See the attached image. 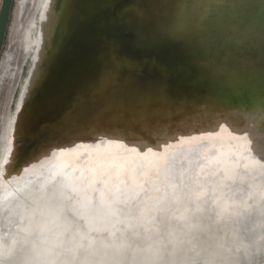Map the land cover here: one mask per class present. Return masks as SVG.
<instances>
[{"label":"bare ground","instance_id":"obj_1","mask_svg":"<svg viewBox=\"0 0 264 264\" xmlns=\"http://www.w3.org/2000/svg\"><path fill=\"white\" fill-rule=\"evenodd\" d=\"M27 1L17 5L11 70L6 74L4 59L0 66V82L6 74L12 90L0 113V221L7 230L6 241H0V264H199L213 259L203 251L209 243L222 245L216 259L227 261L234 258L227 251L232 241L244 235L259 249L264 244V45L259 36L264 0H222V6L210 7L213 20L207 29L229 46L236 45L231 37L237 31L251 34L241 38L250 40L262 58L246 55L240 64L238 59L227 63L235 57L233 46L227 47L220 62L229 74L200 62L210 48L204 42L196 45L193 36L187 43L171 42L175 46L163 38L143 43L142 52L166 48L162 43L174 47L167 60L201 59L198 68L213 74L200 86L203 95L170 97L155 94L158 85L146 87L143 92L153 104L130 100L121 110L122 121L111 120L108 132L119 139L87 144L80 141L71 113L58 123L48 117L67 101L65 92L58 104L52 99L63 92L62 85L74 83L78 91L80 78L88 82L92 77L85 74L96 72L97 64L87 58L95 47L85 33L97 28V16L111 14V0H71L77 11L70 19L69 0H29L23 13ZM241 2L246 7L234 19L235 8L227 6ZM80 13L88 20L85 26L78 21ZM62 29L64 34L68 30L66 36ZM70 41L82 43L81 62L55 59L58 75L41 83L52 49L62 44L63 50ZM123 47L119 50L128 49ZM249 47L242 50L253 51ZM180 85L174 81L167 87L173 91ZM147 121L154 122L149 126ZM63 123L67 126L60 129ZM159 123L163 127L156 132ZM87 132L93 136L95 131ZM37 193L61 202L55 209L59 223L37 222L44 199L14 217L10 203Z\"/></svg>","mask_w":264,"mask_h":264},{"label":"water","instance_id":"obj_2","mask_svg":"<svg viewBox=\"0 0 264 264\" xmlns=\"http://www.w3.org/2000/svg\"><path fill=\"white\" fill-rule=\"evenodd\" d=\"M7 2V7H5V3ZM107 2V0H106ZM222 0H145V3H141V0H122V2H119V0H111V14L106 18L103 19L102 16H97V21L95 25H97L94 30L87 31L85 33V38L89 39V45L95 47V52L92 53V55H88L87 58L89 59L88 63H96L97 64V70L92 75L89 74L88 71L87 74H85L87 77L91 76L92 79L95 77L96 73L106 64L110 63V59L112 55L118 54L121 56H128L136 65L135 69L128 70V69H122L121 71L125 74L126 77L131 78L132 80L138 82L140 85H142L143 90L146 87H150L153 85H158L161 88L156 91L155 94L159 95L160 90L163 89L164 91L168 89V84L175 81V83L179 82L182 83V85L178 86L177 89H174L171 93H168L170 97H176L181 95L183 92H185L186 97H190L193 93H197L196 95H199L201 91L204 89L203 87H200L203 83H206L209 81L213 74L212 69H209L208 71H202L199 69V62L201 59L197 58L196 55H193L190 57L188 62H183L180 60L174 59V61L167 60V55H173L174 47L176 44H172L169 41L172 46H170L167 43H162L166 46L164 47H157L152 48V50L144 51L142 52V44L147 42H141L139 40V34H144L151 36L154 31L162 24H164L166 21H168V18L170 16L172 17L173 14L176 12L177 5L180 4L184 7L185 15L189 18V20L193 23V26L200 23H205V20L210 16V7L209 5L213 6L214 8H218L221 5ZM11 3L12 0H1L0 4V52L3 45L5 32L7 28V23L9 19V13L11 9ZM71 9L73 12L74 10L77 11V9L74 7ZM170 10V12L168 11ZM138 10L142 11L144 14L143 16H138L137 12ZM71 12V15H69V19L74 14ZM78 13V12H77ZM100 15V14H99ZM66 17V16H65ZM69 21V20H68ZM78 21L82 22V26L87 25L88 20H86V17L84 14L80 13ZM91 25L93 23H90ZM89 24V25H90ZM65 28H68V23L65 25ZM67 32L64 34V29L61 30V34L67 35ZM196 33V32H194ZM197 35H193L195 38L196 45L205 43L206 48H210L207 50V55L203 59V61H200L202 63H205L206 65H212V66H221V60L222 57L226 53L227 47L233 46L231 49L232 52H237L240 49H242L244 46L249 47L252 43L250 40H247L246 43L243 42V39L239 38L234 40L236 45H222V40H219L218 37H212V32L205 31V34L196 33ZM131 35V36H130ZM205 36V38H204ZM136 37V38H135ZM213 39V40H212ZM203 40V41H202ZM149 42V41H148ZM227 43V40L225 41ZM113 45L116 47L114 48ZM249 45V46H248ZM127 46L128 49H123V51H120L119 48ZM204 46V45H203ZM62 44L59 45V47L55 46V48L52 49L50 57L47 59V67L48 69L45 70V76L40 77L41 83H43L44 80L48 82L52 81L54 79V76L58 75L59 70L56 68V65L54 63V60L57 59L59 61H73L74 64L79 63L81 61V54H82V43H74L73 41H70L68 46L62 48ZM216 47V48H215ZM242 47V48H241ZM124 48V47H123ZM205 48V49H206ZM251 50L253 48V45L249 47ZM126 50V51H125ZM155 51V53L151 51ZM212 53L216 54V57L214 59H211ZM218 57L220 58L219 61H216ZM54 57V58H53ZM185 58V57H184ZM225 67V65H222ZM191 74V77H188V75ZM202 77V78H201ZM220 76H218V79ZM86 82L88 79L81 77L79 82L81 84V87H78V91H75V84L74 83H66L63 86V92H57L55 96L53 95V100L56 102V104L59 103L61 96H64V92L66 93V103L63 105V107L60 108V110L55 113L54 115H51L48 117V121H51L52 123H58L60 118L67 112V113H74L77 111V108L75 106V100L76 96L80 94V92L87 87V85L91 82V80ZM191 79H195L196 81H193ZM191 80V81H190ZM224 80V78H223ZM190 81V82H186ZM84 85V86H82ZM164 86V87H163ZM196 87L197 90H189L190 87ZM73 89V91H70ZM230 88H226L225 90H229ZM27 91H24L25 94ZM62 94V95H59ZM200 98L199 96H197ZM177 102L172 103L176 104ZM149 104H153V101ZM151 106V105H150ZM163 108H166V103L162 104ZM137 107V106H136ZM143 107L139 105V108ZM176 107V106H175ZM118 113V122L122 121V111H115ZM128 114V113H127ZM127 114H124L127 115ZM259 112H257V115ZM147 117V116H146ZM174 119L176 118L175 115H173ZM154 121H151V123ZM149 123V121H147ZM120 123H117V126H115L116 129L119 128ZM67 125L63 123V126L60 129H64ZM140 125H138L137 128H139ZM30 127H35L34 123H31ZM159 128H162V124H158ZM59 129V128H58ZM113 126L110 124L109 126H106V128L103 129V131H109L112 130ZM154 130V128H153ZM156 131V130H154ZM157 130L156 132H158ZM84 134V130L80 131L78 133L79 139L81 142H83V138L80 137ZM141 136L142 133L140 134ZM52 141H55L56 139L53 137H50ZM88 139V138H87ZM94 140V139H88ZM98 141V140H97ZM97 141H90V142H97ZM144 149V147L141 145V150ZM2 227L0 228V241L3 243V241H6L3 236L4 233L7 231L4 227L3 220L0 221Z\"/></svg>","mask_w":264,"mask_h":264},{"label":"snow or ice","instance_id":"obj_3","mask_svg":"<svg viewBox=\"0 0 264 264\" xmlns=\"http://www.w3.org/2000/svg\"><path fill=\"white\" fill-rule=\"evenodd\" d=\"M5 7H7V2L5 3ZM72 7L71 0H69V3L66 5L69 13ZM209 7L213 6L209 5ZM227 7L235 8L236 11L233 14V18L238 19L246 6L241 2L234 6L228 5ZM261 7L264 9V2H262ZM143 14L142 11L138 10V16H143ZM53 19L55 18L53 17ZM212 20L213 17L209 16L207 22L200 23L194 27L193 23L185 15L184 7L178 4L176 12L168 21L160 25L151 36L139 34V40L141 42H148L163 38L169 41L187 43L192 39L194 31L203 34L209 29L212 26ZM249 35L251 34L246 32L239 33L237 31L236 38L239 39L241 36L247 37ZM259 36L262 45H264V12H262L259 24ZM252 38L254 39V35H252ZM113 47L115 48L116 46L113 45ZM135 67L136 65L128 56L112 55L110 63L103 66L87 87L76 97L75 104L77 111L70 115L78 123H83L84 131L97 129L93 134L94 140H99L102 143L105 139H119L116 133L99 131L97 128V125L102 123L104 118L110 113L126 109L129 107L130 100H137L141 105L152 102L153 98L144 94L142 85L126 77L121 71L122 69L132 70ZM216 71L230 74L229 70L223 66H217ZM38 79L39 73L36 74L34 85ZM156 99L159 101L164 98L161 96ZM262 112H264V103H262ZM260 130L264 132V121H261ZM149 151H151V148H149ZM245 241L247 242L245 243ZM220 247L223 246L218 245L214 248L209 243L203 251L207 253L208 257H212L213 259L205 258L199 264H264V244H261L259 249H257L255 241L250 236L244 235L232 241V245L227 249L234 257L231 260L216 259L219 255L218 249ZM164 264H173V262L166 261ZM192 264H196V261H193Z\"/></svg>","mask_w":264,"mask_h":264},{"label":"rangeland","instance_id":"obj_4","mask_svg":"<svg viewBox=\"0 0 264 264\" xmlns=\"http://www.w3.org/2000/svg\"><path fill=\"white\" fill-rule=\"evenodd\" d=\"M19 1L20 0H12L11 9H10V13H9V19H8V23H7L6 32H5V37H4L3 45H2V48H1V52H0V66H1V63H2V60L3 59L7 63V65H6L7 68L5 67L6 68V74L11 70V64H13L12 57H13V54L15 52V49L17 47V42H18V37L14 41L15 43L13 42L14 38H13L12 32H13L14 23H16V21H17L16 20L17 19L16 12H17V5H18ZM23 1L25 2V0H23ZM142 1H145V0H141V2ZM0 4H1V0H0ZM28 6H30L29 5V0L25 4V8H24V12L23 13L26 12ZM235 37L236 36L231 37V42L235 43V41H233V39L234 40L236 39ZM243 42L246 43L244 40H243ZM252 45L253 44H251V46ZM253 48H254V46H253ZM242 49H240L237 52H233L234 55H235V57L229 59L227 61V63L228 62L232 63L233 61L236 62L237 59H238V63L240 64L241 61H242V58L245 57L246 55L247 56H250V57H253L255 59L262 58V57L259 58V56H257V54H256L257 50L256 51L255 50L248 51V49H245L246 50L245 51V50H242ZM238 54L241 55V56L238 57ZM263 60H264V58L261 59L260 62L263 61ZM235 62H234L235 66H238V64H236ZM260 65L261 66H264V62L260 63ZM6 74H5V77H3V79L0 82V113H2L4 111L3 106H5L7 100L9 99L8 95L12 91L10 88H7L8 87V83H9V77H7ZM193 81H196V80L193 79ZM186 82H190V81H186ZM178 83H180V81ZM175 89H177V88L175 87ZM173 91L175 92V90H173ZM171 92L172 91H169L168 89L165 90V91L163 89H161L159 95H168V93H171ZM189 92H191V89L189 90ZM184 93L185 92H183L181 95H185ZM196 94L193 93L192 95H196ZM199 95H203V91H201V93ZM2 103L4 104L3 106H2ZM243 105L244 106H247V108H249L248 107L249 106L248 103H243ZM75 106H76V104H75ZM247 108H245L242 111V113L244 111H247L246 110ZM113 115L114 114H112V116L111 115H107L104 118V120L102 121V123H100V124L97 125L98 130H100L102 128H106V126H109L111 124V120L112 119H118V117H114ZM122 119H123V117H122ZM238 119H241V118L239 117ZM74 120H76V119H74ZM0 123H1V121H0ZM74 127H75V129L77 131H82V129H83V123H78L77 120H76V122L74 124ZM153 128L156 131L160 129L157 126H154ZM96 130L97 129L94 128V131H96ZM80 137L83 138V143H85V144L89 143L90 141H97V140H89L88 141V139H93V136L90 135V134H88L87 131H84V134H82V136L80 135ZM72 190H74L73 187L71 188V191ZM51 197H52V194H40V193H37L36 195H34V197L32 196L30 198L18 199V201H13V202L10 203L11 211L13 212V215H14L15 218H16V213L19 216H23L27 212V209H31V208H33L36 205V201H38L40 199H44V202H42V208H43V211H44L43 217L40 218L37 222L40 223V224H57V223H59V220L55 216V209L61 206V202L52 200V199H50Z\"/></svg>","mask_w":264,"mask_h":264}]
</instances>
